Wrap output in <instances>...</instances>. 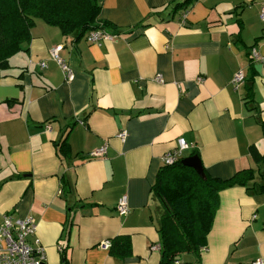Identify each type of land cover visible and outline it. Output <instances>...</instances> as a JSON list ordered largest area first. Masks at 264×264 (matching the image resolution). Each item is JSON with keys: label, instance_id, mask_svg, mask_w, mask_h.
Masks as SVG:
<instances>
[{"label": "crops", "instance_id": "crops-1", "mask_svg": "<svg viewBox=\"0 0 264 264\" xmlns=\"http://www.w3.org/2000/svg\"><path fill=\"white\" fill-rule=\"evenodd\" d=\"M99 1L114 41L90 44L88 33L37 21L0 70V223L32 218L45 264H161L153 186L184 138L182 160L198 156L213 178L254 172L220 192L207 246L187 260L264 259V0ZM57 46L73 81L51 58ZM103 146L104 158L92 156ZM123 196L128 215L117 211Z\"/></svg>", "mask_w": 264, "mask_h": 264}, {"label": "trees", "instance_id": "trees-1", "mask_svg": "<svg viewBox=\"0 0 264 264\" xmlns=\"http://www.w3.org/2000/svg\"><path fill=\"white\" fill-rule=\"evenodd\" d=\"M192 1H185L178 8H186ZM101 8L99 0H0V70L11 67L10 59L31 39L37 21L59 27L67 36L75 33L77 39L95 30L109 33V26L100 24ZM249 70L255 72L251 59ZM66 146L67 139L60 145L62 154ZM205 177L202 179L183 165L182 160L159 172L153 191L163 205L159 227L161 264H200L184 257L200 256L206 248L219 209L220 192L234 185L246 186L254 179V172L244 170L222 180L205 171ZM63 264L69 263L64 259Z\"/></svg>", "mask_w": 264, "mask_h": 264}, {"label": "built area", "instance_id": "built-area-1", "mask_svg": "<svg viewBox=\"0 0 264 264\" xmlns=\"http://www.w3.org/2000/svg\"><path fill=\"white\" fill-rule=\"evenodd\" d=\"M183 16V20L185 19ZM261 20L264 22V9L260 14ZM116 35L104 32L101 30L91 31L86 35V41L90 44H102L105 41H114ZM60 47L57 46L51 51V58L56 61L61 67L65 79L73 81L75 74L70 66L60 55ZM260 53L256 48H252L250 59L256 63L260 60ZM45 67V64H42ZM246 81V75L243 71L238 72L232 81V86L235 91L239 90L240 86ZM48 130L50 126L46 127ZM123 140L127 133L119 135ZM189 144L184 138H179L177 147L163 157L165 166H172L183 158L184 152L189 149ZM108 146H103L93 152L94 157H105ZM117 211L120 215H128L130 213L129 200L127 196H123L117 205ZM37 232V225L32 218L25 220H16L10 214L4 216L0 223V264H44L46 263V254L43 246L39 242L34 241ZM110 241H105L100 244V247L107 250L111 247ZM179 264V263H177ZM251 264H264V259H258Z\"/></svg>", "mask_w": 264, "mask_h": 264}, {"label": "water", "instance_id": "water-1", "mask_svg": "<svg viewBox=\"0 0 264 264\" xmlns=\"http://www.w3.org/2000/svg\"><path fill=\"white\" fill-rule=\"evenodd\" d=\"M182 164L193 169L202 179H205V171L198 156H192L182 160ZM45 264V263H44Z\"/></svg>", "mask_w": 264, "mask_h": 264}, {"label": "rangeland", "instance_id": "rangeland-1", "mask_svg": "<svg viewBox=\"0 0 264 264\" xmlns=\"http://www.w3.org/2000/svg\"><path fill=\"white\" fill-rule=\"evenodd\" d=\"M16 61V59L15 58H13V62H15ZM184 260H187V256L185 255V257H184Z\"/></svg>", "mask_w": 264, "mask_h": 264}]
</instances>
